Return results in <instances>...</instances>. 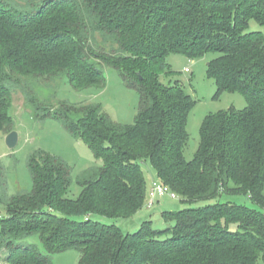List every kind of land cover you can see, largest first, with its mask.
Segmentation results:
<instances>
[{
    "label": "trees",
    "instance_id": "1",
    "mask_svg": "<svg viewBox=\"0 0 264 264\" xmlns=\"http://www.w3.org/2000/svg\"><path fill=\"white\" fill-rule=\"evenodd\" d=\"M209 53L216 55L207 73L217 93L238 92L246 106L208 114L186 160L195 101L178 81L163 84L159 76L169 72L170 54ZM106 66L138 93L131 124L113 122L96 105L41 110L24 90L35 114L59 121L101 164L77 176L75 199L68 196L71 168L42 150L27 158L29 190L8 196L0 179V260L53 264L54 254L70 250L79 264L264 260V0H0L5 134L13 126L12 91L24 78L101 90ZM146 161L183 206L160 214L163 228L148 220L124 233L108 219L131 217L145 205ZM236 196L251 206L230 200Z\"/></svg>",
    "mask_w": 264,
    "mask_h": 264
},
{
    "label": "rangeland",
    "instance_id": "2",
    "mask_svg": "<svg viewBox=\"0 0 264 264\" xmlns=\"http://www.w3.org/2000/svg\"><path fill=\"white\" fill-rule=\"evenodd\" d=\"M255 29V24H252ZM98 42L100 37L96 36ZM108 49V47H106ZM215 54H207L196 59H188L181 54H170L166 57L169 72L159 76L163 84L178 81L186 93L195 101L190 111L186 130L188 140L184 148V157L191 160L199 144V129L203 119L211 113L227 110L233 107L241 110L246 106L245 98L238 92L217 93L215 81L207 73V64ZM187 70V71H186ZM105 86L101 90H75L67 79L45 81L24 78V87H15L11 94L9 115L12 117L13 126L10 132L18 134V144L13 150L5 145L4 131L0 130V166L2 169L1 181L8 196L19 191H27L31 187V178L27 168V158L37 150L59 157L71 168L72 184L68 196L75 199L80 188L76 184L77 176L90 167H98L101 163L93 152L79 139L67 132L61 123L53 118H44L41 113L35 114L28 105L24 90L29 89L33 100L51 111L60 104L68 105H96L102 113L113 122L120 124L133 123L139 106L138 93L126 87L118 72L110 66L103 68ZM25 88V89H23ZM50 111V112H51ZM142 170L147 187L159 181L154 169L149 162L142 163ZM230 200L251 206L247 198L242 196L231 197ZM147 203V201H146ZM145 205L131 217L108 219L118 225L124 233L136 230L144 221L150 220L155 228H163L166 224L160 218L164 211H176L182 208L180 198L168 196L159 198L152 207ZM4 209L0 206V216ZM53 264H79V253L66 251L54 254ZM0 264L5 261L0 260ZM257 264H264L262 257Z\"/></svg>",
    "mask_w": 264,
    "mask_h": 264
},
{
    "label": "built area",
    "instance_id": "3",
    "mask_svg": "<svg viewBox=\"0 0 264 264\" xmlns=\"http://www.w3.org/2000/svg\"><path fill=\"white\" fill-rule=\"evenodd\" d=\"M163 196H168L171 199L176 198V194L172 192L168 186L163 185L159 181L151 183L148 188L146 205L148 208L152 207L154 203Z\"/></svg>",
    "mask_w": 264,
    "mask_h": 264
},
{
    "label": "water",
    "instance_id": "4",
    "mask_svg": "<svg viewBox=\"0 0 264 264\" xmlns=\"http://www.w3.org/2000/svg\"><path fill=\"white\" fill-rule=\"evenodd\" d=\"M5 145L9 150H13L15 149V147L18 144V134L14 131L9 132L6 136H5Z\"/></svg>",
    "mask_w": 264,
    "mask_h": 264
}]
</instances>
